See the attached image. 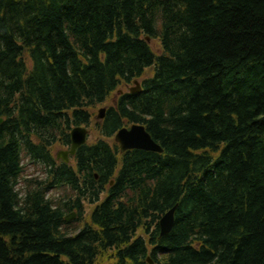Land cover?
Instances as JSON below:
<instances>
[{
	"label": "trees",
	"instance_id": "1",
	"mask_svg": "<svg viewBox=\"0 0 264 264\" xmlns=\"http://www.w3.org/2000/svg\"><path fill=\"white\" fill-rule=\"evenodd\" d=\"M148 70L100 132L145 123L163 155L125 157L88 221L117 165L103 142L17 190L26 148L49 162L87 108ZM0 119V264H264V0H0ZM53 185L75 194L55 207Z\"/></svg>",
	"mask_w": 264,
	"mask_h": 264
},
{
	"label": "water",
	"instance_id": "2",
	"mask_svg": "<svg viewBox=\"0 0 264 264\" xmlns=\"http://www.w3.org/2000/svg\"><path fill=\"white\" fill-rule=\"evenodd\" d=\"M140 90V88L138 89ZM136 90V91H138ZM103 112L101 111V116ZM86 129L77 127L73 130V144L74 149L70 152L72 155L75 153V149L84 143L86 138ZM117 141H120L122 144V149L126 150L129 148L143 149L147 151H156L162 152L160 147L156 144L152 137L146 132L143 126L133 125L130 129H121L120 133L117 136ZM67 157V153H65ZM176 208L171 209L169 212L162 217L160 221L161 236H165L167 233L171 232L175 223V213ZM68 220H71V217H67ZM150 263H152L149 260ZM153 264V263H152Z\"/></svg>",
	"mask_w": 264,
	"mask_h": 264
},
{
	"label": "rangeland",
	"instance_id": "3",
	"mask_svg": "<svg viewBox=\"0 0 264 264\" xmlns=\"http://www.w3.org/2000/svg\"><path fill=\"white\" fill-rule=\"evenodd\" d=\"M152 48L155 50V51H160V43H159V41L158 42H153V44H152ZM151 72H152V70H148L147 72H146V77L148 76V75H151ZM116 94H117V92H115L114 94H112L110 97H109V99L103 104V106L105 107H110V106H112L113 105V102H114V100H115V96H116ZM101 106H99V107H94V108H92V109H90L89 110V112L92 114V116H93V121H94V124H93V126H92V128H91V132H92V134H91V136H90V138H89V141H90V143L91 142H95L97 139H99V133L96 131V120H97V114H98V112H99V108H100ZM64 146H63V144H60V143H57V144H55V146L53 147V151H54V155H55V153H57L58 151H60V150H62V148H63ZM38 170H41V168H39L38 167ZM38 175H40V172L39 173H37L36 171L34 172V174H30V175H26V177H24V182H23V184H26V180L28 179V180H30V178H34V177H37ZM50 195H51V197L52 198H54L53 200H55L56 201V203H59V202H61L62 201V203L65 201V200H67L68 198H69V196H71V192L68 190V189H66V188H60V189H56V190H54L53 191V193H50ZM92 209V206H89V205H87L86 207H85V210H86V212H85V214H84V217H86V216H88L89 214H90V212L92 211L91 210ZM85 220V219H84ZM79 227H81L80 226V224H79V226H77L76 228H79ZM140 233V235H141V233L142 232H139ZM143 234V233H142ZM108 257H109V255H101V257H99L98 258V260H97V263H104V264H108Z\"/></svg>",
	"mask_w": 264,
	"mask_h": 264
},
{
	"label": "bare ground",
	"instance_id": "4",
	"mask_svg": "<svg viewBox=\"0 0 264 264\" xmlns=\"http://www.w3.org/2000/svg\"><path fill=\"white\" fill-rule=\"evenodd\" d=\"M24 176H26V173H25V172L23 173V176H22V177H24ZM17 190H19V188H17ZM110 195H111V194H108V195H102V194H101V195L99 196V202H105V201L109 200ZM91 213H92V212H91ZM91 213H90V214H91Z\"/></svg>",
	"mask_w": 264,
	"mask_h": 264
}]
</instances>
